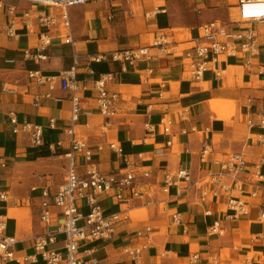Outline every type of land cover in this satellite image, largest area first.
<instances>
[{"label": "crops", "instance_id": "crops-1", "mask_svg": "<svg viewBox=\"0 0 264 264\" xmlns=\"http://www.w3.org/2000/svg\"><path fill=\"white\" fill-rule=\"evenodd\" d=\"M172 1L114 0L109 4L72 7L68 11L72 43L54 42L42 52L36 48L40 31L37 27L29 30L17 25L13 28L14 34L9 36L3 27L12 17L5 10L0 11V157L6 163L0 179L7 186L8 196L12 190L9 182H14L21 171L63 157V177L56 179L53 185L45 177L38 178L39 182L27 181L31 186L21 200L32 208L33 234L24 232L20 236L17 233L19 213L9 210V198L0 206V215L6 220V234L17 242L14 251L17 261L7 264H41L39 256L34 261L28 259L34 255L33 240L44 232L39 221L40 192L44 188L54 192L64 180V154L68 149V136L64 131L70 119V93L58 88L49 91L45 86L35 85L27 78V73L39 71L43 75L56 76L74 62L79 84L85 85L86 90L79 94L81 112L73 131L91 151L92 164L102 173L117 169L126 171L124 163L108 147L114 142L134 163L132 169L136 174L140 170L150 173L149 179L138 178L135 183L136 189L143 193L142 199H131L123 204L113 195L99 197L105 213L127 215L133 210H147L145 220H135L141 212H134L132 217L127 215L118 223L110 240L95 243V257L101 264H134L128 254L132 249H140L141 264H264V219L259 217L264 211V183L257 182L254 177L256 172L264 175V127L246 124L247 99H253L252 108L264 101V24L255 26L262 38L258 54L250 57L249 62L247 57L241 56L221 58L218 67L223 74L215 78L207 72L203 78L208 82L207 88L199 89L187 80L190 78L185 61L162 55L157 47L151 46L155 37L166 39L165 29L176 24L167 12H171ZM205 1L216 8L207 9L198 18L183 19V26L195 29L213 20L229 24L237 19V0ZM16 7L22 12L30 6L17 1ZM196 11L201 10L197 8ZM110 15L112 19H108ZM194 39L169 45L190 44ZM135 48H146L147 55L132 64L112 59L116 52ZM35 53L42 58H28ZM226 71L228 75L224 76ZM102 75L109 78V89L119 94L116 114L110 119L98 114L92 89L93 82ZM161 84L164 86L158 98ZM123 87L128 91L120 90ZM216 97L239 101L244 122L230 125L212 119V113L216 119L223 113L218 104L210 110L212 101L210 105L207 101ZM11 115L19 126L25 123L40 126L41 143L33 145L26 131L13 133L9 122ZM49 119L54 120V128L48 127ZM163 119L171 121L168 133L163 132L160 125ZM145 124L151 125L153 130L148 132ZM185 128L187 131L181 133ZM175 138L178 140L174 142ZM165 140L171 141L168 147L163 144ZM205 146L209 153L201 161V150ZM231 153L241 154L244 159L241 190L229 179L219 183L229 187L226 191L219 188V184L203 183L201 178L217 172L216 162ZM77 164L79 171L84 170L81 156L77 157ZM179 167L190 171L191 182L195 185L188 184L187 189H183V185L170 186L163 191L159 182L163 171ZM22 191L25 187L13 189L14 194ZM228 198L244 201L247 214L236 219L226 218ZM78 206L83 214L87 212L83 201H78ZM175 214L179 222L173 221ZM57 215L58 210L52 209V230ZM217 219L223 232L210 235L208 228ZM60 245L57 243L53 248H60ZM192 255H197L198 259L192 260ZM241 256L245 258L241 260Z\"/></svg>", "mask_w": 264, "mask_h": 264}, {"label": "built area", "instance_id": "built-area-1", "mask_svg": "<svg viewBox=\"0 0 264 264\" xmlns=\"http://www.w3.org/2000/svg\"><path fill=\"white\" fill-rule=\"evenodd\" d=\"M17 1L29 4V9L18 11ZM114 0H0V11L6 12L12 19L4 25V32L12 36L14 27L21 25L32 30L37 27L38 34L37 51L42 52L54 42L61 44H71L70 20L68 11L70 8L89 3L109 4ZM237 19L229 24L213 20L198 27L199 35L193 40V45L182 51L181 54L167 51V42L162 36L155 37L151 46L157 47L160 54L175 57L180 62L185 61L187 74L192 81L200 82L205 74L210 72L215 78H219L223 70L218 67L221 58L247 57L258 54L261 36L256 31V25L264 24V0H237ZM112 15L108 19H112ZM59 31L55 32L54 29ZM171 44V43H170ZM174 44V42L172 43ZM147 55L146 48H135L116 52L112 54V59L116 61L134 63L136 60ZM31 60L42 58L40 54H30ZM98 61L99 58H95ZM27 78L35 85L45 86L49 91L58 88L70 93V119L69 125L65 129L68 136V149L64 154L65 176L54 192L44 188L40 192L39 221L43 224L44 232L41 236L33 240L34 255L28 259L39 256L41 264H101L95 257L97 247L95 243L108 241L115 233L116 226L127 218L123 213H105L99 197L113 195L116 201L127 204L131 199H142L143 193L136 189L138 178L149 179L148 170H140L138 174L132 168V163L128 157L123 155L120 146L114 142L108 144L109 149L126 166V171L117 169L109 173L98 171L92 164V154L86 143L77 139L73 127L81 112L80 93L86 90L85 85H80L77 78L76 63L66 70H62L58 75H43L39 71H28ZM109 78L102 75L92 84L95 94V105L99 115L105 119H110L116 114V102L119 94L111 91L107 85ZM159 86L158 98L161 97ZM246 124L249 127H264V101H260L257 108H252L253 99L248 98ZM149 107V105L147 106ZM12 125V132L26 131L30 134L33 145H39L42 138V130L38 125L25 123L18 125L14 116L9 117ZM163 132L168 133L171 121L169 119L160 120ZM48 127L54 128V120L49 119ZM148 132L153 130L149 124L144 125ZM193 131V128H190ZM186 128L181 131L185 133ZM171 141H164L165 147ZM58 145V144H57ZM60 145V144H59ZM209 153L205 146L201 150V161ZM81 156L84 162V170L79 171L77 157ZM218 171L208 173L203 178V183L212 182L218 185L224 179L233 182L237 190H241L240 175L243 173L244 159L241 154L231 153L222 160L216 162ZM6 167L5 161L0 157V172ZM257 182L264 183V175L254 173ZM190 171L187 168L179 167L175 170H165L160 176V183L163 191L170 186L195 185L191 182ZM202 183V184H203ZM200 186V185H199ZM219 188L224 191L229 187L226 184H219ZM202 193V199L206 196ZM7 186L0 179V206L8 201ZM78 201H83L87 212L83 214L78 206ZM52 209L58 210L57 223L51 229ZM228 219H236L247 214V206L240 199L228 198L226 202ZM208 214L209 211H206ZM259 217L264 219V211ZM175 222H179L177 214L172 215ZM223 227L220 220H214L208 228L210 235H220ZM16 239L6 234V220L0 215V264H7L17 261L15 257ZM60 243V248H53V245ZM132 256L134 264H141L140 249L128 251ZM27 260L26 258H23ZM197 255H192V260L196 261ZM19 261V260H18Z\"/></svg>", "mask_w": 264, "mask_h": 264}, {"label": "rangeland", "instance_id": "rangeland-1", "mask_svg": "<svg viewBox=\"0 0 264 264\" xmlns=\"http://www.w3.org/2000/svg\"><path fill=\"white\" fill-rule=\"evenodd\" d=\"M204 2V3H203ZM203 3V4H201ZM197 8L201 11H196ZM216 6L214 4L207 5L206 1L204 0H173L171 3V12H169V15L171 18L176 20V24L170 26L169 29H165L166 34V41L169 43L173 42H180L185 41L191 38H196L199 35V29H191V27L183 26L182 20L191 16L192 18H198L201 13L205 12L207 9H214ZM221 8V7H220ZM200 12V13H199ZM193 26V25H192ZM262 30V29H261ZM193 43L190 44H177L176 46L169 45L167 48L168 52H172L173 49L176 50L178 54H181L183 50L191 47ZM228 75V72H224V76ZM192 85H197L199 89H206L208 82L204 79L200 82H192L190 79H187ZM119 89V88H118ZM127 87H123L122 91H128L126 90ZM225 89V88H224ZM212 101V102H211ZM216 101V102H214ZM211 107L210 110H214L216 108L215 104H218V109L220 108L222 110V117H218L216 119L214 114L212 113V119L218 120L220 122H225L227 124L232 125L233 123L238 124L241 122H244V113L242 115V106H240L239 101L228 99L225 97H216V98H210L208 99L207 103ZM220 104V105H219ZM245 127V126H244ZM199 133V132H198ZM200 134V133H199ZM178 138L174 139V142L177 141ZM63 165V157H57L52 159L51 161H44L41 162L37 167H34L33 169L24 170L21 171V174H19L18 178L14 179V182H9L10 187L12 188L10 192V197L8 203H10L9 210H15L19 213L17 220V226L16 231L20 234V236L25 232H28V235L33 234V225L35 224V219L30 215L32 214V208H30L27 205V202L25 200H21L22 195L26 194L28 187L31 185L27 184V181H37L39 182L38 178L45 177V179H48L49 182L53 185V182L55 183V180L63 177V170L61 169V166ZM62 179V178H61ZM19 184V185H18ZM54 186H56L54 184ZM25 187V191L22 192H16L13 193L14 188H22ZM134 212H141V214L138 217H135V220H145L147 210L146 209H139L136 211H130L127 213V215H130L132 217ZM126 215V214H125ZM7 219H11L9 216V213L7 214ZM29 224H31L29 226ZM18 239V237H16ZM224 257V256H223ZM244 256H241V260L244 259ZM242 264V262H240Z\"/></svg>", "mask_w": 264, "mask_h": 264}, {"label": "bare ground", "instance_id": "bare-ground-1", "mask_svg": "<svg viewBox=\"0 0 264 264\" xmlns=\"http://www.w3.org/2000/svg\"><path fill=\"white\" fill-rule=\"evenodd\" d=\"M223 74V73H222ZM136 213H140V212H136Z\"/></svg>", "mask_w": 264, "mask_h": 264}]
</instances>
